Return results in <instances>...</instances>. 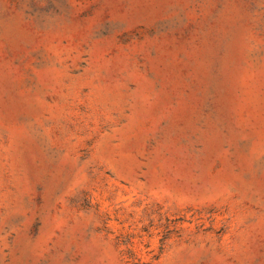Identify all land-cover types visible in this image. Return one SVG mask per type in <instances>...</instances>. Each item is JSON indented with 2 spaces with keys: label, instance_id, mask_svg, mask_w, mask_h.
<instances>
[{
  "label": "rangeland",
  "instance_id": "1",
  "mask_svg": "<svg viewBox=\"0 0 264 264\" xmlns=\"http://www.w3.org/2000/svg\"><path fill=\"white\" fill-rule=\"evenodd\" d=\"M0 264H264V0H0Z\"/></svg>",
  "mask_w": 264,
  "mask_h": 264
}]
</instances>
